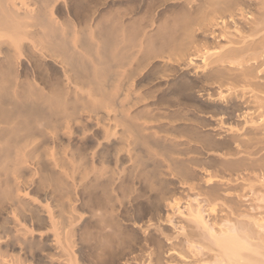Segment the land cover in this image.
<instances>
[{
  "label": "bare ground",
  "instance_id": "1",
  "mask_svg": "<svg viewBox=\"0 0 264 264\" xmlns=\"http://www.w3.org/2000/svg\"><path fill=\"white\" fill-rule=\"evenodd\" d=\"M137 3L0 0V264H264V0Z\"/></svg>",
  "mask_w": 264,
  "mask_h": 264
},
{
  "label": "rangeland",
  "instance_id": "2",
  "mask_svg": "<svg viewBox=\"0 0 264 264\" xmlns=\"http://www.w3.org/2000/svg\"><path fill=\"white\" fill-rule=\"evenodd\" d=\"M146 1H149V0H146ZM144 3H145L144 7H146L147 2H144ZM137 4H138L137 3V0H84V6L83 7H98L97 8V12L94 15V18H95L94 26H96L95 27L96 29H93V31L95 30L94 32L96 33L102 27V25H104L107 22L108 23H111V24L112 23L114 24V18L118 14H121V13L124 14L126 12L132 11L133 10V7H137L138 6ZM131 15L124 16V18H126V17L129 18ZM143 17H144V14L141 11V13H139L135 17V20L139 21ZM133 20L134 19H132V20H126V24L127 23L130 24L131 21H133ZM93 37H94V35H92V39H91L90 38V35H89V39H90L89 41H90V43H92V41L94 40ZM174 113L178 114L177 116H176V114L174 115V117H177V118H180V116H183L185 118V116H186V113H183V112H181V114H179L177 112H174ZM161 122H164V123L169 122L171 125L174 126V129L172 131H170V134H172V135H170L169 137L170 138H174L175 140H177L176 142H177L178 145H177V148L175 149V151L177 149L178 150L182 149L184 147V145H181V143L182 142H185L187 140V138H188L187 136H189V137L191 136V133L187 129V126H186L189 123L186 122L185 120H176V121H173L171 119L170 115L168 116V119H164ZM89 125L91 127H93V122H90ZM178 146H180V147L178 148ZM146 147L147 148H145L144 146L143 147L140 146L139 147L140 149L138 148L139 149L138 150V155L143 160V165H141L140 168L143 167L146 170H149L153 166V159L154 158H158L157 157L158 156L157 153H154V152L160 151L162 153V151H164L166 149H164V150L161 149L162 150L161 151L159 148H156V147H152V148H151V146L150 147L146 146ZM149 148H151V149L154 148V149L151 150ZM142 187L146 191V194H145V197L146 198H147V196H149V198L151 196V198H152L155 195L153 193L152 188H149V190L150 189L152 190V191L151 190L149 191L148 188L145 187V185L142 186V184H140V183H136L134 185V188L137 189V190L139 188L140 189H143ZM122 190H123V188L116 187L114 189V191L112 192V194L119 199L121 197V195H122ZM144 198L141 199V200H144ZM194 200L195 199L193 197H191L190 199H187V201H191L192 203H194ZM179 203L181 205V207H180L179 210L174 209V212H168L169 213V216L171 218V222L168 224V227L169 228H175V227H177L179 225L178 224V221L183 217V215L181 216L180 214H186L187 213L186 212L187 211V207L185 205L186 204L185 203V200L182 199Z\"/></svg>",
  "mask_w": 264,
  "mask_h": 264
}]
</instances>
